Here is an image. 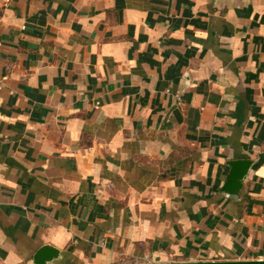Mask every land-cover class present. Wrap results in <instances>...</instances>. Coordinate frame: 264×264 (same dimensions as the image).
<instances>
[{"label":"crops","instance_id":"1","mask_svg":"<svg viewBox=\"0 0 264 264\" xmlns=\"http://www.w3.org/2000/svg\"><path fill=\"white\" fill-rule=\"evenodd\" d=\"M45 244L264 258V0H0V264Z\"/></svg>","mask_w":264,"mask_h":264},{"label":"water","instance_id":"2","mask_svg":"<svg viewBox=\"0 0 264 264\" xmlns=\"http://www.w3.org/2000/svg\"><path fill=\"white\" fill-rule=\"evenodd\" d=\"M249 159H234L228 162L229 172L221 187L222 191L235 196L242 185V181L250 166ZM58 253V249L51 245H42L34 255L35 264H47ZM139 264H264V258L254 259H227V260H173V261H152Z\"/></svg>","mask_w":264,"mask_h":264}]
</instances>
